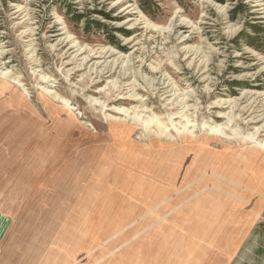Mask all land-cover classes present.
<instances>
[{
    "label": "rangeland",
    "instance_id": "1",
    "mask_svg": "<svg viewBox=\"0 0 264 264\" xmlns=\"http://www.w3.org/2000/svg\"><path fill=\"white\" fill-rule=\"evenodd\" d=\"M1 89L3 210L175 263L201 247L191 187L237 189L249 155L264 176V0H0ZM243 248L229 264H264V211Z\"/></svg>",
    "mask_w": 264,
    "mask_h": 264
},
{
    "label": "crops",
    "instance_id": "2",
    "mask_svg": "<svg viewBox=\"0 0 264 264\" xmlns=\"http://www.w3.org/2000/svg\"><path fill=\"white\" fill-rule=\"evenodd\" d=\"M3 159L0 152V264H181L183 261L182 264H229L228 257L237 259L243 255L244 240L253 234L258 217L264 211V194L262 199L253 201L258 191L264 192L262 188L255 191L256 185L264 187V176L255 173L252 167L257 159L249 155L236 159L243 163L235 169L237 189L222 190L207 178L197 187L190 188L187 196L190 205L200 199L198 205L189 208L191 222L203 219L194 227L190 239L196 240L201 247L189 242L187 248L172 249L179 258L187 256L188 259L180 258L181 261L178 258L173 263L172 258H164L163 248H147V242L139 247L106 248L93 243L92 247H84L78 233L47 231L45 227L35 225L26 227L13 212L3 210L19 207L21 198L16 179L19 174L11 167V174H7L10 179L5 181ZM216 180L221 181L220 178ZM209 221L210 227L207 226ZM139 238L147 240L146 237Z\"/></svg>",
    "mask_w": 264,
    "mask_h": 264
}]
</instances>
